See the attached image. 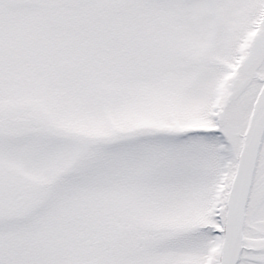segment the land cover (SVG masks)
<instances>
[{"label": "snow or ice", "instance_id": "snow-or-ice-1", "mask_svg": "<svg viewBox=\"0 0 264 264\" xmlns=\"http://www.w3.org/2000/svg\"><path fill=\"white\" fill-rule=\"evenodd\" d=\"M0 264H264V0H0Z\"/></svg>", "mask_w": 264, "mask_h": 264}]
</instances>
